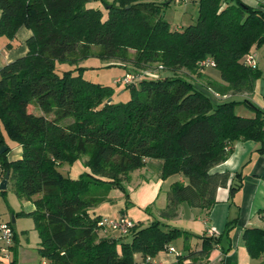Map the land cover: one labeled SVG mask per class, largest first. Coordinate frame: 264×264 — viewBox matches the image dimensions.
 Instances as JSON below:
<instances>
[{
    "label": "trees",
    "instance_id": "obj_1",
    "mask_svg": "<svg viewBox=\"0 0 264 264\" xmlns=\"http://www.w3.org/2000/svg\"><path fill=\"white\" fill-rule=\"evenodd\" d=\"M93 1L100 8L89 7ZM172 1L0 0V37L12 40L21 27L32 33L26 55L0 69V148L7 147L0 154V175L9 173L19 201H32V212L16 216L33 220L37 252L47 264H135L136 254L153 264L149 259L180 238L187 253L181 264H203L217 246L221 254L231 250L235 220L221 235L195 236L199 250L188 243L191 233L159 220L137 224L120 238L100 236L101 218L88 213L94 200L84 197L91 188L117 189L125 194L127 208L131 173L154 159L161 162L162 180L183 179L166 191L159 218L174 220L181 204L207 212L217 189L230 179L228 172L212 170L228 159L232 144L251 140L264 152V110L246 98L222 100L253 93L261 77L245 57L264 45L262 8L241 0H197L196 21L177 31L162 15ZM90 56L122 65L126 72L128 66H162L170 76L127 85L128 101L115 103L112 88L83 79L79 62ZM203 60L213 63L220 81L207 79L200 88L189 77L202 76ZM180 70L189 76L177 75ZM204 89L219 101L212 104ZM243 104L253 118L235 113ZM33 106L40 114L29 110ZM3 132L21 148L20 160H8L11 149ZM83 157L87 171L77 179L59 173ZM238 186L233 183L230 194ZM243 230L247 255L264 264V228Z\"/></svg>",
    "mask_w": 264,
    "mask_h": 264
},
{
    "label": "crops",
    "instance_id": "obj_2",
    "mask_svg": "<svg viewBox=\"0 0 264 264\" xmlns=\"http://www.w3.org/2000/svg\"><path fill=\"white\" fill-rule=\"evenodd\" d=\"M241 1L250 7H260L264 12V0ZM89 7L100 8V3L93 1L89 3ZM172 28L182 31L179 30L178 26ZM31 35L30 30L21 27L12 40L0 37V69L4 65L26 55L28 51L26 41ZM201 74L204 76L205 81L207 79L212 80L206 72ZM199 85L202 88L205 83H200ZM263 94L264 84L256 80L253 93L249 95L243 94L235 98L229 96L222 98V100L237 99V101H241L246 98L252 105L264 110ZM249 111L251 115L247 118H253L254 113L250 109ZM6 144L11 149L8 154V160H20L21 148L13 142L9 144L6 141ZM259 147V142L256 143L251 140H238L232 144V151L228 159L212 170L214 173L228 172L230 179L226 187L217 189L215 205L207 212L181 204L178 216L174 220L166 221L160 219L159 214L166 207V191L173 183L182 182L183 179L180 177H169L165 181L162 180L160 178L161 162L151 159L146 161L143 168L131 173L130 182L126 183L127 208H125L124 194L118 192V190H111L107 195V200L109 201L91 208L88 213L91 217L105 218L118 217L123 211L124 216L133 221L135 225L141 223L143 226L149 225L153 220H159L165 225L169 224L171 227L191 233L194 237L188 243L192 250L200 249V241L195 236L221 235L226 224L235 220V227L230 233L231 250L226 254H221V248L217 246L209 254V259L203 264H259L262 260L251 259L241 242L243 229L248 227L264 228V220L261 215L264 211V152L258 151ZM78 163L77 161L73 166L68 167L72 171L70 175L72 179H77L81 173L87 171L80 165V170L76 169ZM237 173L240 176H234ZM134 174L136 180L133 178ZM233 183H239V186L233 194H230L229 188ZM8 186L9 183L7 188ZM23 203V212L30 213L34 210L32 201H23ZM12 224H15V219ZM12 230L14 235L12 256L15 264H47V261L40 258L37 252L40 240L36 247L30 248L29 245L24 247L19 243L14 226ZM170 247L174 248L175 252L163 250L157 253L154 258L149 259V261L153 264H181L179 262L180 258L187 254L184 250L183 238L171 242ZM133 261H135V264L144 263L138 254L134 255ZM185 262L188 263L189 260Z\"/></svg>",
    "mask_w": 264,
    "mask_h": 264
},
{
    "label": "rangeland",
    "instance_id": "obj_3",
    "mask_svg": "<svg viewBox=\"0 0 264 264\" xmlns=\"http://www.w3.org/2000/svg\"><path fill=\"white\" fill-rule=\"evenodd\" d=\"M168 1L169 0H166V2ZM197 12V0H175L172 1L170 5H164L162 7V15L164 19L169 23L170 29L172 27L178 26L179 30H183L188 25L193 24L198 17ZM171 30H174V28H172ZM250 54H253L255 63L261 72V77L258 79V81H261L264 84V45L259 48H252ZM79 65L85 69L81 74L83 79L95 84L108 86L113 89V102L121 103L128 101L130 94L129 91L125 88V86H117L114 84V80L120 78V76L125 75L126 69L122 65L120 67H117V65L114 66L112 65V63H109L107 61L102 62L94 56L87 57L86 59L79 62ZM60 67H57L58 73L60 72V70H62V68ZM63 68L65 70L70 69L66 66ZM156 69V71H154V69L152 70L151 68H148L147 70H138L128 66V71L148 72L150 73V75H153L152 77L155 78L170 76V74L167 71H163L162 68L159 69V67L156 66ZM199 71L201 73L206 72L214 82L220 81L219 71L211 66L205 67L204 69H201ZM187 73L188 72H185V70H180L179 72H177V75L188 77L189 75H187ZM189 78L190 81L196 84V86H200V83H205V78L203 75L199 77L197 74H194L193 77ZM203 93L210 98L212 104H216V102L219 101L217 98H215V96H212L206 89L203 90ZM234 109L235 113L238 116L250 117L251 115L249 109L245 105L235 106ZM29 110L35 115L40 114V111H38V109H36L34 106L30 107ZM52 117L54 116H48L49 119H52ZM70 122L71 120L68 119L63 121L62 124H68ZM4 137L7 143L12 144V142L7 138L5 134ZM84 160L85 157L78 161L79 163L77 164L76 169H79L80 166L83 167ZM68 167V165H63L61 168L58 169L59 173L64 177H70L72 171ZM133 178L134 180H136L135 174ZM111 190L117 189H110L108 191H105L102 189L91 188L89 192L85 194L84 197L92 201L94 200V207H96L97 205L103 202L109 201L107 200V195ZM118 192L121 191L118 190ZM22 210H24V203L17 199L11 186H8V188L3 193H0V219L4 222H11L12 218L14 217L15 224H12V227H15V233L17 238L19 239V243L24 247L27 245H29L30 248L36 247L37 243L39 242V236L38 232L34 228L35 226L33 220L26 217L16 216V213ZM97 233L100 236H109L117 238L121 237L119 233H113V231L109 232L107 230H98Z\"/></svg>",
    "mask_w": 264,
    "mask_h": 264
},
{
    "label": "built area",
    "instance_id": "obj_4",
    "mask_svg": "<svg viewBox=\"0 0 264 264\" xmlns=\"http://www.w3.org/2000/svg\"><path fill=\"white\" fill-rule=\"evenodd\" d=\"M245 62L251 68H255L257 66L253 54L246 55ZM208 66L214 67L211 61L203 60L199 64V69L201 70ZM161 68L162 66L159 67V69ZM152 76L153 75H150V73L148 72H125V75L120 76V78L114 80V84L117 86H127L134 84L142 78L156 79ZM215 96L217 95L215 94ZM261 215L264 220V211L261 213ZM97 225L102 230L113 231V233L117 232L120 235H127L129 231L135 226V223L126 216L120 215L118 217L101 218L100 222ZM13 236V230L9 222H4L0 219V264H12ZM167 250H169L170 252H175L174 248L172 247H168Z\"/></svg>",
    "mask_w": 264,
    "mask_h": 264
},
{
    "label": "water",
    "instance_id": "obj_5",
    "mask_svg": "<svg viewBox=\"0 0 264 264\" xmlns=\"http://www.w3.org/2000/svg\"><path fill=\"white\" fill-rule=\"evenodd\" d=\"M263 146H264V142H263ZM6 148H7L6 146H2L0 148V154L5 152ZM8 178H9V173H6L5 175H3V177L0 175V191H5L7 189ZM13 222H14V218H12V223Z\"/></svg>",
    "mask_w": 264,
    "mask_h": 264
}]
</instances>
